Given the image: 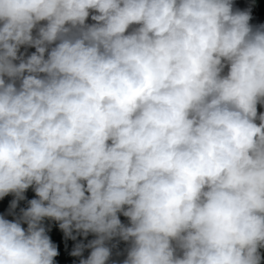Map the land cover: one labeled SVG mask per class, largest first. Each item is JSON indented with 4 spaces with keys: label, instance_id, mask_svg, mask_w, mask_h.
<instances>
[{
    "label": "clouds",
    "instance_id": "clouds-1",
    "mask_svg": "<svg viewBox=\"0 0 264 264\" xmlns=\"http://www.w3.org/2000/svg\"><path fill=\"white\" fill-rule=\"evenodd\" d=\"M252 19L234 0H0V264H56L46 222L94 237L79 264H264Z\"/></svg>",
    "mask_w": 264,
    "mask_h": 264
},
{
    "label": "trees",
    "instance_id": "trees-1",
    "mask_svg": "<svg viewBox=\"0 0 264 264\" xmlns=\"http://www.w3.org/2000/svg\"><path fill=\"white\" fill-rule=\"evenodd\" d=\"M249 3L251 6H254L256 9L260 10V13L263 15L264 14V0H249ZM255 19H252L250 21L253 22L255 21ZM89 23H91L92 21L89 19L88 21ZM21 51H24V49L22 48ZM35 51V49L33 48H29L27 49V52L30 54L31 52ZM26 198L27 199H32L35 197V193L32 191V189H29L26 193ZM13 199V197L11 195L4 197L3 199H0V215H4L7 219H13L12 215H9V204L11 202V200ZM27 199L25 201H21L18 208L16 209V212H19L20 208H24L27 206ZM121 220L125 223H127V218L121 216ZM49 227H50V231L48 232L49 236L51 237L53 243H55L58 247V251L60 253V255H58L55 259L56 264H77L79 261L78 257H74L71 256L70 253L74 247V245L77 242H80L81 240H83L84 243H87V240H91L94 237L92 235H89V237L87 238V240H85L83 237H77L76 241H73L71 239H66L64 237V233L62 232V230L59 229L58 224H56L55 222H46ZM26 227V225H25ZM126 245L124 242H120L118 245L117 249H114V253L115 251H123L125 249ZM88 251L86 250L84 253V256L86 257L88 255ZM124 256L121 255L119 257L115 256V254L113 255V259L116 260H123Z\"/></svg>",
    "mask_w": 264,
    "mask_h": 264
},
{
    "label": "rangeland",
    "instance_id": "rangeland-1",
    "mask_svg": "<svg viewBox=\"0 0 264 264\" xmlns=\"http://www.w3.org/2000/svg\"><path fill=\"white\" fill-rule=\"evenodd\" d=\"M234 3L236 7L241 8V9L248 8V7L252 8L253 19L256 18L255 21L251 22L253 25H259V24L264 23V14L262 15L260 13V10L256 9L254 6H251L249 3V0H234ZM261 110L264 111V109H261ZM77 264H79V261Z\"/></svg>",
    "mask_w": 264,
    "mask_h": 264
}]
</instances>
